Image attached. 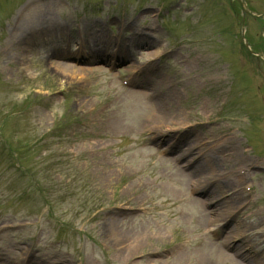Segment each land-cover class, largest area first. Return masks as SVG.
I'll list each match as a JSON object with an SVG mask.
<instances>
[{"label": "rangeland", "instance_id": "1", "mask_svg": "<svg viewBox=\"0 0 264 264\" xmlns=\"http://www.w3.org/2000/svg\"><path fill=\"white\" fill-rule=\"evenodd\" d=\"M222 1L0 0V135L13 153L0 143V225L11 226L0 240V264H174L178 258V264H202V256L221 247L207 233L202 198L212 196L198 195L195 203L188 180L210 165L198 160L206 169L190 171L182 181L173 157L199 140L207 143L216 169L230 178L227 193L234 186L243 194L237 170L247 167L253 195L237 217L264 219V18L247 16L243 22L238 2L226 0L222 7ZM247 1L264 12V0ZM50 8V18H43L42 9ZM29 16L39 25L34 32L15 29L17 19ZM154 26L157 31L149 33ZM41 34L44 43L30 44L82 54L67 62L27 52L21 60L16 42ZM113 34L123 39L118 47L111 44ZM148 34L161 38L160 45L147 42ZM94 42L107 52V61ZM157 48L174 52L155 66L140 64L139 52ZM59 64L83 77H68L57 70ZM121 77L144 80V93L134 94ZM157 99L172 105L196 138L183 141L174 125L152 128L147 119ZM41 113H47L43 121ZM159 130L166 141L158 139ZM150 137L152 147L160 144L171 157L151 156V146L141 144ZM18 157L21 168L15 166ZM26 187L32 200L22 201ZM152 205L153 210L124 215ZM114 227L128 233L126 238L114 239ZM141 234L149 238H140L144 243L127 258L131 248L124 247ZM175 246L181 249L168 253ZM25 249L34 250L37 263ZM220 262L219 256L213 264Z\"/></svg>", "mask_w": 264, "mask_h": 264}, {"label": "bare ground", "instance_id": "2", "mask_svg": "<svg viewBox=\"0 0 264 264\" xmlns=\"http://www.w3.org/2000/svg\"><path fill=\"white\" fill-rule=\"evenodd\" d=\"M44 8L47 9L48 6ZM34 9H36V6H34ZM44 10L45 9H42L43 12H41L42 17L44 18L46 14L50 18L51 12H52L51 8L47 11L46 10L44 11ZM34 11L36 12L37 10H34ZM33 21L36 22L37 20L31 19V16H29V18H22L21 21L20 19H17L16 24H15V27H16L15 29H23V30L26 29V30H32V32H34L39 25L38 26H35V24L32 25ZM153 29L155 30L156 28H153ZM41 38H43L42 34L39 39H34V37H32L28 41L26 40V36H25L24 41L20 43L19 41L16 42L15 49H18V55L21 57L20 58L21 60L26 59L25 55L27 52L33 53V54H37L38 52L42 56L46 55L44 52L43 46L41 48H33V45L30 44L32 40H37L36 43L38 41H41L44 43V40L43 39L41 40ZM145 39L147 42L151 44H155V41L158 38L156 37L152 38V35H149V36H146ZM93 46L96 49H99V51H101L100 54L102 56L103 61H107L109 59L107 52L104 51V49H102V45L99 46L97 43L94 42ZM159 51L160 50L157 49V50L148 52L147 59L148 60L155 59L156 57L159 56ZM56 67H57V70L58 68H60L59 70H61L63 74H66L68 77H73L74 74H79L78 71L66 65L59 64ZM80 77H83V75H80ZM157 83L158 81H155L153 82L152 85L156 86ZM169 85L170 83L167 82L166 86H169ZM168 91H169L167 92L168 95L174 96L170 93L171 90H168ZM176 98L177 100H180L178 96ZM163 102L167 104V101L165 99ZM167 106L168 107H165L162 105V108L163 110L167 111V113L169 114V119L168 118L164 119L162 117L163 114L162 115L160 114L159 117L154 116L155 118H158V121H155V122H158V123L160 122L161 124H165L169 126L174 122L178 124L180 126V129H182L181 135H183L182 136L183 141L196 138L197 134L191 133L190 129H186L184 127V125L187 124L188 122L181 116V114H178L176 110H172L173 108L172 105L169 104ZM166 108H169V109H166ZM144 113L146 114V112ZM46 114L47 113H41L42 121H43V117ZM156 114H159V113H156ZM198 142H201V141L199 140ZM202 145L200 147L191 145V146H188L187 149L183 148L179 155L181 157H184V159L190 156H193L191 160L187 161L188 163L186 165L189 171H192V173H194V170L198 172V169L201 171L203 169H206L201 166H198L197 163L195 164L194 161L196 159L198 161L199 158H202L204 159L203 162L207 161V162H204L205 165H210L209 166L210 168H207L208 170L207 172H202L205 174H199L198 178L195 181L194 180L191 181V183L195 184V191H196L195 197L197 196V194L201 196L202 194L207 195V196L209 195L212 196L211 197L212 201L211 200L209 201L210 198H205L202 200L203 206L207 208L208 205L211 204L213 206V209H217V212L219 211L215 219V223L217 224V227H222L225 231L228 232V234L226 236L223 235L222 241L219 242L221 248H218L214 253H212L211 255L209 254V256L207 257L202 256L201 263L202 264H213L214 259H217V257L219 258L220 256L221 264H225V261L229 262L230 264H264V219L261 218V219H258L256 222H253V221H248V219L252 216L250 214L245 215L244 218L237 217L235 216L236 214L232 215V212L239 206V205H236L237 202L241 203L243 200H245V198L242 193L237 191V189L232 195L226 196L225 192H227V190H224V188L231 183V180L227 176V174L222 172V170L219 171L216 169V166H214V162H212V160L210 159V155H206L207 153L204 151V147L206 146V144L203 146ZM171 147H173L175 150L177 149L178 151H180V145H178V143L172 144ZM241 168L239 167L237 170L239 175L241 174ZM238 174H235V175H238ZM176 175L182 181H184L185 177L188 174L187 173L182 174V172H179V173L177 172ZM215 177L217 178V181L221 179L223 180L217 182L215 180L216 179ZM212 178H213V181L210 180ZM230 189L231 188H229V190ZM246 198H248V196ZM197 199H201V198L196 197V199H193V201H195L196 203L198 201ZM222 207H225V209H223ZM245 208H247V206L243 207V209ZM203 210L205 211V209ZM242 213L246 214L244 211ZM206 214L209 216L208 212H206ZM111 232H112L113 238L116 240L125 239L126 236L128 235V233H122L116 227L112 228ZM154 234L156 235V233ZM140 238L144 240V239H148L149 236L148 234H145V235L141 234L135 237L130 243H128V245L124 247V249L131 248L130 253H128L126 256L127 258H129L131 254L135 252L136 250H138V248L144 243L140 241L141 240ZM173 260H175L174 264H178V262L176 261H179V258L177 260L176 259H173ZM191 264H198V263H191Z\"/></svg>", "mask_w": 264, "mask_h": 264}]
</instances>
